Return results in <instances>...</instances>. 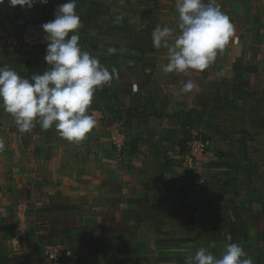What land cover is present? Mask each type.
<instances>
[{"label": "crops", "instance_id": "crops-1", "mask_svg": "<svg viewBox=\"0 0 264 264\" xmlns=\"http://www.w3.org/2000/svg\"><path fill=\"white\" fill-rule=\"evenodd\" d=\"M66 2L10 12L5 0L0 67L29 79L49 70L40 48L14 46L18 20L49 22ZM214 2L234 39L203 72L164 73L167 48L153 47L151 34L157 25L173 29L170 43L179 34L176 0H76L82 51L116 76L94 93L89 113L98 123L79 144L55 124L20 132L0 106V264H53L40 246L56 240L78 256L57 264H184L201 247L219 257L231 243L264 264V0ZM188 80L197 86L182 93ZM113 121L123 126L120 155L110 142ZM196 134L208 143L197 187L181 165ZM24 199L29 235L15 248Z\"/></svg>", "mask_w": 264, "mask_h": 264}, {"label": "clouds", "instance_id": "clouds-1", "mask_svg": "<svg viewBox=\"0 0 264 264\" xmlns=\"http://www.w3.org/2000/svg\"><path fill=\"white\" fill-rule=\"evenodd\" d=\"M10 7L31 9L48 0H7ZM5 0H0V5ZM76 0H67L54 12V19L41 27L49 41L44 57L50 68L42 74L23 78L7 66L0 67V106L11 115L20 132H31L37 124L43 130L54 124L59 135L72 143H81L97 126L89 113L94 93L110 85L116 76L100 64L97 57L82 51L78 30L83 26L76 13ZM180 32L170 43L173 29L157 25L152 31L153 47L167 48L168 63L164 73L203 72L212 65L234 39L235 28L230 18L212 0H176ZM110 53L115 49H109ZM185 82L182 93L196 88ZM5 148L0 139V152ZM255 210L260 205H254ZM184 264H253L248 253L237 243L227 244L217 257L201 247L185 258Z\"/></svg>", "mask_w": 264, "mask_h": 264}, {"label": "built area", "instance_id": "built-area-1", "mask_svg": "<svg viewBox=\"0 0 264 264\" xmlns=\"http://www.w3.org/2000/svg\"><path fill=\"white\" fill-rule=\"evenodd\" d=\"M8 10L13 12L12 7H10ZM45 23H47V21L44 20H18V24L20 25V33L19 36L13 41L14 46L23 52H30L35 48H40L44 63V57L46 55V49L49 43L46 38V33L41 27ZM111 126V146L120 155L125 148L123 126L117 121H113ZM207 155L208 143L199 135L196 134L187 141L186 150L181 157V165L193 173L196 187L204 182L202 171ZM17 211L18 221L15 226L16 233L10 239V243L15 248H18L29 235L27 213L30 211V201L27 199L20 201L18 203ZM198 215L199 212L194 213L195 218L198 217ZM33 234H38V230H36ZM40 250L43 258L53 264H57L67 259L77 260L78 258V256L74 254L72 248L66 243L65 240L43 242L40 246Z\"/></svg>", "mask_w": 264, "mask_h": 264}, {"label": "trees", "instance_id": "trees-1", "mask_svg": "<svg viewBox=\"0 0 264 264\" xmlns=\"http://www.w3.org/2000/svg\"><path fill=\"white\" fill-rule=\"evenodd\" d=\"M244 68L248 69L249 67H244Z\"/></svg>", "mask_w": 264, "mask_h": 264}]
</instances>
